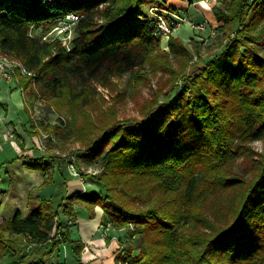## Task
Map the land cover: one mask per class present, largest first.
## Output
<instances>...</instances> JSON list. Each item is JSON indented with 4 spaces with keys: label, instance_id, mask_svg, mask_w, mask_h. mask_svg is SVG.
Returning a JSON list of instances; mask_svg holds the SVG:
<instances>
[{
    "label": "trees",
    "instance_id": "obj_1",
    "mask_svg": "<svg viewBox=\"0 0 264 264\" xmlns=\"http://www.w3.org/2000/svg\"><path fill=\"white\" fill-rule=\"evenodd\" d=\"M211 7L227 43L196 63L172 34L169 51L162 49L151 9L163 11L171 27L172 15L183 18L162 0H0V53L33 73L17 71L26 110L43 100L69 117L67 126L45 131L73 136L102 169L93 177L100 193L30 200L26 216L18 211L0 222V258L47 264L67 245L83 264L85 244L71 230L79 204L90 220L101 207L103 224L127 231L115 264H264V147H254L264 141V0H215ZM72 13L82 18L70 50L31 34ZM104 66L107 74L99 75ZM135 70L136 87L163 75L138 117H119L118 105L94 117L95 89L78 90L73 81L90 73L120 91L109 79ZM124 95L117 92V101ZM19 159L47 174L42 188L52 183L45 158L23 154L10 163ZM240 160L246 173L235 171Z\"/></svg>",
    "mask_w": 264,
    "mask_h": 264
},
{
    "label": "rangeland",
    "instance_id": "obj_2",
    "mask_svg": "<svg viewBox=\"0 0 264 264\" xmlns=\"http://www.w3.org/2000/svg\"><path fill=\"white\" fill-rule=\"evenodd\" d=\"M215 0H207L206 2L213 5ZM220 7H225L224 4H219ZM191 13V12H190ZM190 13H186L187 21L175 19L176 29H172V36L180 38L193 53H195L194 62L202 63L206 62L214 54L218 53L227 43V39L224 38L222 32L219 31L220 24L215 18L208 17L210 20L199 23L192 19ZM211 21V22H210ZM66 20H60L56 25L50 26V24H39L32 28L31 34L42 40L46 35H57L59 31H55L58 25L59 29L63 24H66ZM203 26L202 29L195 28L193 25ZM161 47L165 51H169V38L168 35H161ZM200 56L198 57L199 54ZM137 70L125 73L119 77H112L109 79L110 87L119 89L120 91H110V88H105L100 82L95 81V76L90 73L78 75L73 77L74 84L78 90L82 89L85 84H91L95 89L96 103L93 107H89V110L93 112L94 117L103 111L109 110L114 105H118L117 114L119 117H138L140 114V105L146 100L150 99L153 91L158 89L160 82L163 80V75L159 72L152 78V81L145 85H139L136 87V73ZM99 75L107 74L106 66L97 71ZM0 80L7 83L9 86V92H7V99H3V103L8 102L10 105L9 111H6L7 106H0V222L5 219L13 218V216L20 210L23 215L28 212V203L30 200H39L45 198H54L56 203H59L66 194L85 193L94 194L100 193L101 187L94 180V176L101 172L100 163H93L92 156L84 154L81 150L80 142L76 141L71 135H66V139L58 137L55 134H49L45 131L44 127L47 125H62L59 123V117L66 119V126L70 122V118L61 116L56 112L48 103L43 100L34 103L33 108L26 110L27 104L24 103L21 95V85L17 84L14 80L7 81L2 77L0 72ZM115 85V86H114ZM2 88V87H1ZM23 92V90H22ZM117 92L124 95V100L117 101ZM12 93H16L13 98H10ZM174 92L171 93V96ZM10 98V99H9ZM166 96H161L160 100L165 101ZM7 100V101H6ZM117 101V102H116ZM12 104V105H11ZM20 105H23L20 107ZM37 109V110H35ZM33 121L34 127L31 124ZM64 123V124H65ZM36 125V127H35ZM38 125V127H37ZM43 125V126H42ZM24 126V130L22 129ZM37 128L39 129L37 131ZM10 129V130H8ZM16 131H15V130ZM37 133H34L36 132ZM48 136L49 138H45ZM14 143H17L21 150L17 151ZM22 147L27 149V152L22 151ZM254 147L260 151L263 150L264 141H257L254 143ZM23 154L28 156H34L36 158H45V161L50 165V179L52 183L42 188L41 185L46 179L47 174H43L38 171H30L26 168L24 159L16 160L15 163L11 161L21 157ZM73 157V159H72ZM75 162L76 172L73 175L69 169V162ZM63 165V167H62ZM61 171L59 170V167ZM237 173H246L247 167L240 160L235 166ZM75 209L77 211V221L71 224V230L74 238H82L86 229H91L99 234L100 238H104L106 241L105 247L93 244H85V250L82 254L81 260L86 253L92 254V259L83 261V264H115V257L118 253L121 245L127 242L125 229L116 230L118 234L112 231L110 225L102 223V219L99 220V224L94 230L92 222H90L85 208L79 204H76ZM84 218L88 219L85 221ZM95 214L102 216L104 211L101 207L95 208ZM94 220V219H93ZM101 221V222H100ZM87 224V225H86ZM92 225V226H91ZM89 226V227H88ZM113 232V234H111ZM83 233V234H82ZM110 234L118 239L113 243L112 252L110 255H99L97 251H104L107 248H111ZM78 236V237H77ZM95 236V235H93ZM80 238V239H81ZM94 238V237H93ZM92 243V242H91ZM6 258V260H5ZM78 264L69 246L65 245L59 257L55 253L48 259L47 264ZM8 255L0 258V264H9Z\"/></svg>",
    "mask_w": 264,
    "mask_h": 264
},
{
    "label": "built area",
    "instance_id": "obj_3",
    "mask_svg": "<svg viewBox=\"0 0 264 264\" xmlns=\"http://www.w3.org/2000/svg\"><path fill=\"white\" fill-rule=\"evenodd\" d=\"M48 1H52V0H48ZM151 17L149 18V20L151 22L154 23V25L158 28V31L161 33V35H169L172 34V29L175 30V27H171L168 20L166 19L164 14H161L163 11H159L155 8L151 9ZM164 13V12H163ZM173 18L175 19H180V16L177 15H172ZM180 17V18H179ZM82 18V16H80L79 14H68L64 19L62 20H66L67 23L63 24L62 27L59 29L58 25L56 27L55 31H59L57 33V35L53 36L52 34L46 35L42 38L43 41L45 42H51L53 40H60L62 41L66 47H68V49H71V41L73 39V30L74 27L76 25V23L78 21H80V19ZM180 20H184L187 21V17H183ZM175 24V23H174ZM195 28H200L202 29L203 26H199L197 25H193ZM204 28V27H203ZM17 71L20 72L21 75L23 76H33V73L31 71H29L19 60L15 59L14 57L8 55V54H1L0 53V72L3 78H5L7 81H15L17 84L20 85V79L17 75ZM37 110V109H35ZM59 122H66V119L63 117H59ZM39 129L37 128V131ZM34 132V133H37ZM46 139L48 138V136L45 137ZM73 159V157H72ZM69 169L71 171V174L73 175H77L75 173H77L75 170V162H69Z\"/></svg>",
    "mask_w": 264,
    "mask_h": 264
},
{
    "label": "crops",
    "instance_id": "obj_4",
    "mask_svg": "<svg viewBox=\"0 0 264 264\" xmlns=\"http://www.w3.org/2000/svg\"><path fill=\"white\" fill-rule=\"evenodd\" d=\"M162 1L165 3L167 8L171 7L173 9H175L183 17L186 16V13L188 14V13L191 12L190 13L191 16H189V17H192V19H194V21H197L199 23H203V22L209 21L210 19L208 17H210V18L213 17L216 20V17H215V14H214L213 10H212V7H210V5L206 2L207 0H162ZM222 50H223V48L219 52H221ZM8 86L9 85L7 83H5L4 81L0 80V106H3V107L7 106V107H5L7 112L9 111V108H10L9 103L8 102H5V104H2V103H3V99L4 100L7 99L6 94H7V92H9V87ZM20 91H21V95H22L23 101L26 104L23 92H22V90H20ZM15 95H16V93H12L10 95V98H13V96H15ZM22 106L23 105H20V107H22ZM22 129L24 130V126H23ZM8 130H10V129H8ZM14 145H15L17 151H19V149L21 150L20 146L17 143H14ZM26 214L24 216H26ZM83 214L84 213H82V215ZM85 216H86V214L83 215L82 219H85V221H88V219L84 218ZM101 219H102V216L100 215V216H97L94 220H89V221L93 222V221H99ZM112 231H114V232H116L118 234V231H116L114 229H112ZM83 233H82L83 234L82 238L79 237L78 239L81 238V240H83V242L86 243V245H88V244H90V245L91 244L98 245V243L93 242V241L102 240L103 243H101L99 246L105 247V245H106L105 239L104 238H100L99 234H97L96 232L94 233V231L91 229V227H89V229H86L85 232H83ZM111 234H113V232ZM111 234L109 236V237L112 238V240H111V243H112L111 248L115 249L113 247V243L117 242L118 239L114 238ZM93 235H95V236H93ZM91 242H93V243H91ZM5 260H6V258H5ZM82 260L84 261V259H82Z\"/></svg>",
    "mask_w": 264,
    "mask_h": 264
},
{
    "label": "bare ground",
    "instance_id": "obj_5",
    "mask_svg": "<svg viewBox=\"0 0 264 264\" xmlns=\"http://www.w3.org/2000/svg\"><path fill=\"white\" fill-rule=\"evenodd\" d=\"M99 224V221H93L92 222V225L94 226V230H96V227H97V225ZM93 242H96V243H98V245H100L101 243H103V241L102 240H97V241H93ZM92 242V243H93ZM98 252V254L99 255H110L111 254V252H112V248H107L106 247V249L104 250V251H97ZM93 257H92V254H89V253H86L84 256H83V259H84V261H87V260H91ZM71 264H73V262L71 263ZM110 264V263H109Z\"/></svg>",
    "mask_w": 264,
    "mask_h": 264
}]
</instances>
